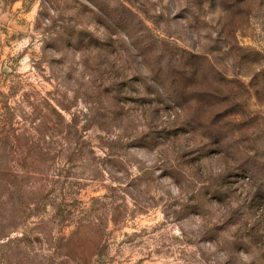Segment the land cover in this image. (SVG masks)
Returning a JSON list of instances; mask_svg holds the SVG:
<instances>
[{
	"label": "rangeland",
	"instance_id": "374dc122",
	"mask_svg": "<svg viewBox=\"0 0 264 264\" xmlns=\"http://www.w3.org/2000/svg\"><path fill=\"white\" fill-rule=\"evenodd\" d=\"M0 264H264V0H0Z\"/></svg>",
	"mask_w": 264,
	"mask_h": 264
}]
</instances>
